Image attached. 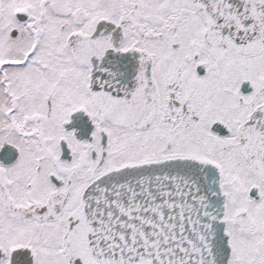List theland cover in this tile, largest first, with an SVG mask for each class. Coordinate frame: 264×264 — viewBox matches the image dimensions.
<instances>
[{
  "label": "snow or ice",
  "instance_id": "snow-or-ice-1",
  "mask_svg": "<svg viewBox=\"0 0 264 264\" xmlns=\"http://www.w3.org/2000/svg\"><path fill=\"white\" fill-rule=\"evenodd\" d=\"M0 264H264V0H0Z\"/></svg>",
  "mask_w": 264,
  "mask_h": 264
}]
</instances>
